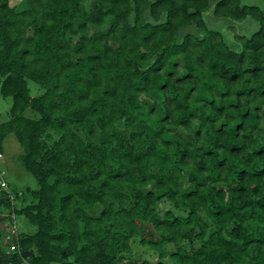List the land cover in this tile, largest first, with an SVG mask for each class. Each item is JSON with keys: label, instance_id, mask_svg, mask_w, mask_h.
Here are the masks:
<instances>
[{"label": "trees", "instance_id": "obj_1", "mask_svg": "<svg viewBox=\"0 0 264 264\" xmlns=\"http://www.w3.org/2000/svg\"><path fill=\"white\" fill-rule=\"evenodd\" d=\"M0 97V264H264V0H0Z\"/></svg>", "mask_w": 264, "mask_h": 264}, {"label": "rangeland", "instance_id": "obj_2", "mask_svg": "<svg viewBox=\"0 0 264 264\" xmlns=\"http://www.w3.org/2000/svg\"><path fill=\"white\" fill-rule=\"evenodd\" d=\"M23 0H8L9 5L10 6H19L21 4ZM244 3L247 4H260V0H243ZM204 19L207 22V25L212 28H219L221 26H219L220 24L218 23H222L224 24V27L227 28L228 32H227V37L231 38L233 37V33H237V34H249L251 33L253 30V25L251 21H246L240 24H231L230 25H225V23H223V21H219L216 18H212L210 12H207L204 15ZM227 26V27H226ZM233 27V31L230 30V28ZM30 85V89H31V95L32 96H36L37 93H41V90H36V87L33 83H29ZM141 100L145 103H149L148 99L146 98H141ZM12 105V101L10 98L8 99H2L0 97V119H2V121L8 119V112L9 109ZM27 115H29V112H27ZM54 139H56V134H54ZM21 149L19 147V144L17 143V141L14 139V137L9 136L8 138H6V140L3 142V153L1 154L0 157V171L2 172V176L5 178V180L3 181L5 184L7 182V185L10 186V189H12L13 191L17 192V193H21L24 192L25 193V197L27 202L22 203L20 200H17L15 202V204L17 206H21V205H25L27 204L30 200H31V196L28 194L29 191L34 190L35 188H37V184L34 180V178L28 174L20 165V163L18 162V156L21 154ZM3 183V184H4ZM2 185V184H1ZM158 208L160 210L161 213H164L167 210H174L173 205L171 204L170 201L165 200L161 203L158 204ZM1 216L3 215V213H1ZM13 227L10 228L8 227L9 223L6 221L4 223H0V242H2L3 244H9V241L12 240V233H16V231L19 232H24V233H29V234H33L35 232V227L33 225H31L30 223H28V221L26 220V218L24 216H16L13 217ZM15 226V227H14ZM146 226V225H145ZM152 229L149 225H147L146 229H145V238H149L148 232H151ZM154 238H158V234H156V236H154ZM183 245H185L187 248L188 247V243H184ZM198 246L197 243H195L194 247L196 248ZM12 249V247H10V250ZM168 250H171L172 247L170 245L167 246ZM146 251V255L150 257V252L147 251V249L144 247L142 248L139 245H136L134 247V253H133V257L137 258L140 254V251Z\"/></svg>", "mask_w": 264, "mask_h": 264}, {"label": "built area", "instance_id": "obj_3", "mask_svg": "<svg viewBox=\"0 0 264 264\" xmlns=\"http://www.w3.org/2000/svg\"><path fill=\"white\" fill-rule=\"evenodd\" d=\"M4 182H1V184L3 185V186H5V183L3 184ZM13 248V247H12Z\"/></svg>", "mask_w": 264, "mask_h": 264}, {"label": "clouds", "instance_id": "obj_4", "mask_svg": "<svg viewBox=\"0 0 264 264\" xmlns=\"http://www.w3.org/2000/svg\"><path fill=\"white\" fill-rule=\"evenodd\" d=\"M0 157H1V154H0Z\"/></svg>", "mask_w": 264, "mask_h": 264}]
</instances>
